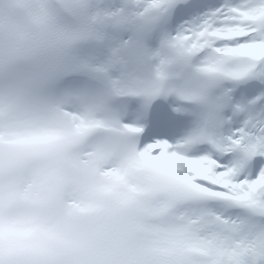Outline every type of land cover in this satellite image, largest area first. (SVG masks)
Instances as JSON below:
<instances>
[{"label": "snow or ice", "instance_id": "obj_1", "mask_svg": "<svg viewBox=\"0 0 264 264\" xmlns=\"http://www.w3.org/2000/svg\"><path fill=\"white\" fill-rule=\"evenodd\" d=\"M0 264H264V0H0Z\"/></svg>", "mask_w": 264, "mask_h": 264}]
</instances>
